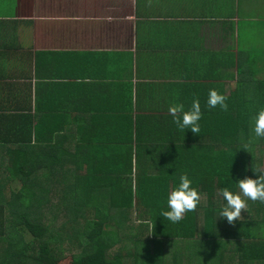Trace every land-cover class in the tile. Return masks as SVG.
Returning a JSON list of instances; mask_svg holds the SVG:
<instances>
[{
  "label": "crops",
  "instance_id": "1",
  "mask_svg": "<svg viewBox=\"0 0 264 264\" xmlns=\"http://www.w3.org/2000/svg\"><path fill=\"white\" fill-rule=\"evenodd\" d=\"M258 62L264 76V0H0V236L23 187L51 224L95 218L120 175L97 189L108 200L59 213L60 175L75 190V175L91 183L110 164L122 174L134 126L149 117L145 126L166 123L167 135L150 128L154 141L189 143L169 106L188 110L198 98L210 109V89L228 92L238 65L246 72ZM151 149L159 154V145ZM146 215L134 210L131 223L147 234ZM101 217L114 231L116 221ZM7 243L0 237V254Z\"/></svg>",
  "mask_w": 264,
  "mask_h": 264
},
{
  "label": "trees",
  "instance_id": "2",
  "mask_svg": "<svg viewBox=\"0 0 264 264\" xmlns=\"http://www.w3.org/2000/svg\"><path fill=\"white\" fill-rule=\"evenodd\" d=\"M250 70L246 71L249 73L247 74L238 65L237 83L228 92L222 85L220 92L228 97V110L223 111L219 107L202 109L203 115L199 121L201 131L193 134L187 129L190 130V138H193L189 143L154 141L150 137V128L166 134V123L145 126L146 123L154 121L153 117H149L134 126L133 139L136 140L126 143V149L131 151L130 156H127L128 160L127 157L126 160H119L125 166L129 163L126 171L121 174L120 164H110L102 168L100 176L91 173V183H84V176H73L77 182L75 197L88 200L87 205L90 206L92 195L97 193V189L102 184L111 187L116 180L119 181L120 175L118 191H108L110 201L105 207L107 213L103 207L95 206V218L85 222L65 220L51 224L38 216L35 192L30 189L25 191L23 187L18 193V197L22 198L18 199L20 205L14 206L12 211L14 223L0 236L8 242L6 249L0 254V264H58L65 257L61 255L64 243L78 249L73 257L70 256L72 264H123L124 254L112 255L110 251L120 235L132 225L134 209L147 214L144 216L147 219L142 222L143 225L153 222L152 232L157 237L152 247L153 255L149 250L150 240L143 239L146 244V257L152 258L153 264H165L167 254L175 247L177 240L182 243H177L176 246L183 244L184 247L192 248L194 257L196 254L205 253H201L205 250L202 249L201 242L197 252V243L193 244L201 234L206 240L205 244L209 243L211 247L213 244L218 249L208 255L212 264H264V203L248 200V212L242 210V220L229 227L222 226L227 222L226 218H217L218 212L226 204L219 195V190L227 187L234 193L238 192V180L245 177L256 179L257 175L253 173L252 166L257 167L259 163H264V145L261 146L264 138L255 137L253 131L254 117L258 111L264 109V76L261 63H252ZM152 144L159 145L157 156L152 153ZM246 144L250 152L242 148ZM135 150L137 156L133 157L132 152ZM154 167H159L156 173L152 172ZM182 168L183 172H180ZM185 168L188 173L184 172ZM183 174L188 175L193 182L192 187L204 198L196 211L187 213L179 223H172L160 216V213L168 210V193L178 186L179 177ZM27 177L29 186L31 177ZM59 177L60 182L63 181L58 191L59 213L68 210L80 213L85 211L78 207L63 209L61 202L66 201L67 197V175ZM25 183L23 181V186ZM81 183L87 184L89 188L82 190ZM78 188L81 190H76ZM103 215L113 216L112 221H116L113 223L114 231L108 230L111 224L102 219ZM66 224L70 232L62 237L59 228L62 226L66 229ZM123 227L126 229L122 230ZM150 229L147 227L148 231ZM121 231L122 234H119ZM220 252L224 253L222 257ZM231 255L236 258L232 259ZM205 261L207 262L206 259Z\"/></svg>",
  "mask_w": 264,
  "mask_h": 264
},
{
  "label": "clouds",
  "instance_id": "3",
  "mask_svg": "<svg viewBox=\"0 0 264 264\" xmlns=\"http://www.w3.org/2000/svg\"><path fill=\"white\" fill-rule=\"evenodd\" d=\"M227 99V96L220 94L217 90L210 89L207 106L210 109L219 107L221 110L227 111ZM168 113L171 115L173 123L178 130L185 131L190 129L193 134L200 133L199 121L202 119L203 114L198 98L193 100L190 109L185 110L183 104H173L169 106ZM253 131L255 137L264 138V109L256 113ZM242 148L250 152L247 144ZM252 171L257 175V178L245 177L238 180V192L234 193L227 187L219 190V195L223 197L226 204L218 212L217 218H226L228 224L234 225L236 221L242 220V210L248 212V200L264 203V167L252 166ZM179 181L178 186L168 193V210H162L160 213V216L172 223H179L185 218L187 213L196 211L203 199L201 193L192 187L193 182L187 174L181 175Z\"/></svg>",
  "mask_w": 264,
  "mask_h": 264
},
{
  "label": "rangeland",
  "instance_id": "4",
  "mask_svg": "<svg viewBox=\"0 0 264 264\" xmlns=\"http://www.w3.org/2000/svg\"><path fill=\"white\" fill-rule=\"evenodd\" d=\"M263 145L264 144H262L261 146H263ZM259 148L261 149L260 146H259ZM263 148L264 147H262V150H263ZM262 157H263V154H262ZM258 166L264 167V163L261 162L258 164ZM152 172L154 173L153 169H152ZM98 197L101 200H108V196L105 192L96 193L93 196V200H95ZM62 200H63V198L61 197V201ZM72 202H73L74 207L80 208L81 206L85 205L83 210H85V211L89 210V206L87 205V200L83 201L82 199H77L75 197V194H74V189L73 190H67L66 201H62L61 206L63 207V209L64 208H70V206L72 205ZM101 204L103 206L104 212L107 213V208L104 207L102 202H101ZM106 205H108V204H106ZM134 210H136V209H134ZM68 211H70V210H68ZM253 213H252V216H253ZM104 219L112 220L113 216L112 215L111 216L106 215V216H104ZM144 225H145V223H144ZM129 226H130L129 229L126 231L127 239L122 237L120 240L122 244L120 246L113 247V245H112L113 248L110 251V253L112 255L123 253L124 254V258L122 260L123 264H153L151 262L152 258L146 257V254H145L146 244L143 241L144 238L150 240L149 250H151L150 254L153 255L154 249L152 250V247L154 245V242H156L155 238H157L156 234L154 235V233L152 232L153 231V222H148V225H146L147 227H150L152 229V231L150 229V231L147 234L146 233L141 234V232L139 231L138 227L135 224H132V225L130 224ZM141 226H143V224H141ZM222 226L223 227H229L230 224H228V222H225L224 224H222ZM126 227H123L122 230L126 229ZM147 227H144V228L147 230ZM59 229H60L59 233H60V235H62V237H65V235L68 232H70L68 224H66V229L62 226H60ZM133 231H135V233L131 234V232H133ZM119 234H122V232H120ZM200 242L203 246L202 249H205L201 253H203V252H205V253L196 254L195 257H197L198 260L195 259L194 255H192V253H193L192 248L184 247L183 244H180V246H176L177 243H182V241L177 240L175 243V247L170 250V253L168 252L165 264H212L210 262V260L208 259V255L211 253V251H213V250L218 251V249L215 248L213 244H211L212 247L209 245V243L205 244L206 240L202 237V234H201V236L199 235L198 239L195 240L193 243L195 245L197 243V248H196L195 252H197L199 250ZM66 244L67 243L63 244V247H62L63 252L61 253V255H64L65 257L61 262H57L58 264H72L70 256L73 257V255L76 254V252L78 251V249H76L73 245H66ZM124 245H125V247H124ZM228 246H230V245L228 244ZM227 250L228 249H226V251ZM126 253H130L131 255H127ZM223 254L224 253L220 252L221 257L223 256ZM226 255H228V254L226 253ZM136 256H137V260H136ZM228 256H230V255H228ZM231 258L235 259L236 256L231 255ZM205 259L207 260V262L205 261ZM244 264H246V263H244Z\"/></svg>",
  "mask_w": 264,
  "mask_h": 264
}]
</instances>
